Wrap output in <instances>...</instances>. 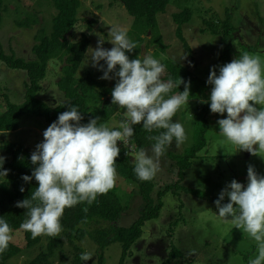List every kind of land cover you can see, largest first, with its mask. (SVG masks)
Masks as SVG:
<instances>
[{
	"label": "rangeland",
	"instance_id": "obj_1",
	"mask_svg": "<svg viewBox=\"0 0 264 264\" xmlns=\"http://www.w3.org/2000/svg\"><path fill=\"white\" fill-rule=\"evenodd\" d=\"M50 2V4H49ZM3 17L0 26V41L6 52L16 53L26 60H32L35 55L32 46L37 42V36L41 28L50 30L54 6L49 0H3ZM189 6L193 10L192 19L183 26V34L188 40L187 48L176 35L177 24L173 19V13ZM225 8H230L233 23L237 27V38L233 41V52L230 59L239 55L237 52L249 51L260 55L264 61V0H171L164 12L158 14L160 31L164 36L168 47L165 52L154 55L155 46L145 47L144 52L139 50V55L151 54L162 61L165 58L178 60L201 77L208 79L213 65L227 63V57L221 58L222 42L219 36L207 32L203 19L216 12L224 17ZM263 20L260 19V15ZM35 16L38 21L31 26L20 24L28 17ZM79 22L74 26L70 40L75 41L84 31L90 35V45L85 57L77 71V77H83L91 70L98 80H105L112 89L117 77L112 73L113 79H101L103 71L93 67L91 57L98 40L104 39L105 48H112L109 30L112 25H119L127 30L133 21L122 3L113 0H81L78 9ZM93 20L92 29H88L86 20ZM48 30V31H49ZM245 47V48H243ZM186 55V59L182 60ZM134 59V58H132ZM106 69V63L100 61ZM61 62L58 59L50 61L46 78L42 81V89L39 98L51 106L62 102L64 94L57 87L60 77ZM119 66H117L118 70ZM61 73V71H60ZM26 73L21 70L11 69L0 60V84L2 91L7 93L13 102L20 103L25 97ZM196 101L189 100L178 110L176 121H179L186 131L187 139L178 147L175 142L167 150L175 154L183 153L193 143L194 120L193 109ZM5 110L0 105V113ZM125 109L119 108L106 124L110 128H117L125 117ZM215 113H210L211 129L209 141L205 149L199 152V156L192 160V165L185 171L181 184L191 187L195 194L181 189L167 191L163 196V207L157 218L148 220L143 227V234L131 247L126 264H248L250 256L255 254V242L249 239L241 229L234 228L231 222H225L218 215L215 200L218 199L221 190L233 179L247 185V168L254 165L257 172L264 174V158L253 156L248 151H239L235 154V146L225 140L219 132V125L212 120ZM216 121L226 118L216 113ZM50 124L42 117L29 113L22 117L20 127L17 130L0 131V159L9 157V153L2 147L5 142L20 143L27 146L32 153L36 145L43 141V132ZM151 147L145 149L150 150ZM132 159L139 153L132 146L128 148ZM165 153L161 160V169L155 176V186L151 193L154 200L157 192L168 184H174L178 180L175 161ZM135 161V160H134ZM6 181L5 176H0V182ZM126 209L114 222V225H129L138 215L141 205L138 187L131 179L118 174L114 187ZM225 197L223 203H227ZM104 225V223H102ZM12 242L20 248L26 245L23 229L13 230ZM40 244L30 248H24L19 254L9 260V264H26L36 253L42 249L46 235H42ZM63 243L53 257L54 264H70L73 251L66 239L61 237ZM84 250L92 254L88 264H98L96 244L88 237L81 240ZM173 248H178L181 255L170 256ZM104 264H119L122 252V244L114 242L105 248ZM190 258V259H188Z\"/></svg>",
	"mask_w": 264,
	"mask_h": 264
},
{
	"label": "clouds",
	"instance_id": "obj_2",
	"mask_svg": "<svg viewBox=\"0 0 264 264\" xmlns=\"http://www.w3.org/2000/svg\"><path fill=\"white\" fill-rule=\"evenodd\" d=\"M112 48H105L101 37L91 57L93 67L103 71L101 79L117 82L112 89V104L124 108L125 117L117 128H110L99 117L81 123L83 115L78 106L69 105L43 132V141L36 145L30 160L31 175L37 186L29 197L16 202L26 209L27 218L20 228L35 239L41 235L60 237L61 217L66 208L81 203L92 205L98 195L106 194L116 185L117 158L121 153L118 141L125 148L140 125L153 141L150 150L141 149L135 156L134 172L141 181H151L161 169V160L175 142L178 147L186 139L185 127L173 118L191 97L190 84L182 77L164 81L165 65L148 52L130 59L127 53L137 49L128 30L112 25L109 30ZM186 59V55L182 60ZM100 61L106 63V69ZM117 66H119L117 70ZM213 65L207 83L211 85L210 110L227 117L217 121L219 132L235 146V154L248 151L264 158V61L260 55L242 51L228 63ZM184 84V90L173 89ZM202 103L207 101L202 100ZM156 133V134H152ZM0 166V176H7ZM20 191H25L24 187ZM225 197L227 203H223ZM218 215L234 228L241 229L255 242V254L248 264H264V174L254 165L247 168V185L231 180L215 200ZM87 213L88 208L83 209ZM9 222L0 216V254L12 240ZM80 259L88 261L92 254L85 251Z\"/></svg>",
	"mask_w": 264,
	"mask_h": 264
},
{
	"label": "trees",
	"instance_id": "obj_3",
	"mask_svg": "<svg viewBox=\"0 0 264 264\" xmlns=\"http://www.w3.org/2000/svg\"><path fill=\"white\" fill-rule=\"evenodd\" d=\"M49 1V0H48ZM54 11L52 27L50 30L41 28L37 36V42L33 44L32 51L35 58L26 60L16 53L5 51L0 41V60L7 67L21 70L26 73L25 97L20 103L13 102L9 95L2 90L0 84V105L5 110L0 113V131L17 130L20 127L22 117L25 114H35L42 117L51 124L58 119L60 113L67 111L69 105L78 106L83 115L81 123H88L90 119L99 117L101 122L107 123L119 112V105L112 104V87L105 80H98L91 70L85 76L77 77V71L85 57L91 39L88 32L84 31L75 41L70 40V34L74 26L79 22L78 9L81 0H50ZM123 4L133 21L128 30V36L137 43V49L127 53L129 58L139 56L141 45L145 47L155 46L154 55L165 52L168 44L165 43L164 36L160 31L158 14L164 12L171 0H113ZM3 0H0V26L3 17ZM50 4V2H49ZM51 5V4H50ZM260 19L263 20V16ZM193 10L185 6L181 10L173 13V19L177 24L176 35L187 48L188 40L183 34V26L192 19ZM28 17L20 24L31 26V23L38 21L35 16ZM233 16L230 8H225L224 17L221 18L216 12L210 17L204 18V29L216 36L222 42L221 58L227 57V63L233 50V41L237 38V27L232 21ZM87 28L92 29L93 20H86ZM245 48V47H243ZM189 53L192 52L187 48ZM242 52V51H241ZM241 52H237L239 55ZM58 59L61 62L59 78L56 81L57 87L64 94V100L55 106H51L38 96L42 89V81L46 78L51 60ZM235 59V58H234ZM166 67L162 75L164 81L171 79L177 81L182 77L185 82L190 81L191 97L196 101L193 109L194 139L193 143L181 154L166 152L175 161L177 167L178 180L174 184H168L164 189L157 192V199L151 196L155 186V177L151 181H141L134 172L135 161L124 144L118 145L121 153L117 158V173L121 174L136 183L141 199L140 210L137 217L127 226L114 225V222L121 216L126 207L122 204L120 196L115 188L108 193L98 195L97 200L92 205L81 203L72 208H66L61 217L62 233L60 237H50L46 235L42 249L26 264H54L53 257L56 250L63 243L61 237L65 238L73 251L70 264H88L80 259L81 253L85 252L81 245V240L90 238L97 246L98 264L105 262V248L114 242L122 244V252L119 264H126L125 260L130 255L131 247L143 234L145 223L157 218L163 207V196L167 191L181 189L195 194L191 187L181 184L185 171L191 167L192 160L199 156V152L206 148L208 136L211 129L209 115L211 85L207 79L201 77L196 72L172 58H165L161 61ZM184 90V84L173 89L174 93ZM207 101L202 103L201 101ZM176 116L173 118L176 120ZM135 134L129 139L136 151L142 148L151 147L153 141L147 139L150 135L140 125H134ZM156 134V133H152ZM131 140V141H130ZM9 157L0 159V166L7 169L6 181L0 182V216L5 218L13 230L20 229V224L27 218L26 209L16 207V202L30 196L31 191L37 186V181L33 177L30 182H25L22 176L31 175L36 165H32L31 152L27 146L20 143L5 142L2 146ZM25 191L21 192L20 188ZM87 207L85 213L83 209ZM104 223V225L102 224ZM26 245L19 247L10 241L8 249L0 254V264H9V260L19 254L24 248H30L40 244L43 236L35 239L30 232L24 230ZM181 255L178 248H173L170 256ZM190 259V258H188ZM168 260L163 262L166 263Z\"/></svg>",
	"mask_w": 264,
	"mask_h": 264
},
{
	"label": "bare ground",
	"instance_id": "obj_4",
	"mask_svg": "<svg viewBox=\"0 0 264 264\" xmlns=\"http://www.w3.org/2000/svg\"><path fill=\"white\" fill-rule=\"evenodd\" d=\"M144 47H145V46H144ZM130 141H131V140H130ZM118 143H120V145H122V144H123V142H122V141H118ZM132 146H133V145H132V144L129 142V143H128V147H127L126 149L128 150V148H129V147H131V148H132Z\"/></svg>",
	"mask_w": 264,
	"mask_h": 264
},
{
	"label": "crops",
	"instance_id": "obj_5",
	"mask_svg": "<svg viewBox=\"0 0 264 264\" xmlns=\"http://www.w3.org/2000/svg\"><path fill=\"white\" fill-rule=\"evenodd\" d=\"M215 116L214 117H212V120L214 121V122H217L216 121V119H217V117H216V113L214 114ZM222 135V134H221ZM223 136V135H222ZM208 141H209V138H208Z\"/></svg>",
	"mask_w": 264,
	"mask_h": 264
},
{
	"label": "water",
	"instance_id": "obj_6",
	"mask_svg": "<svg viewBox=\"0 0 264 264\" xmlns=\"http://www.w3.org/2000/svg\"><path fill=\"white\" fill-rule=\"evenodd\" d=\"M144 50H145V47H144V45H142V52H144Z\"/></svg>",
	"mask_w": 264,
	"mask_h": 264
}]
</instances>
